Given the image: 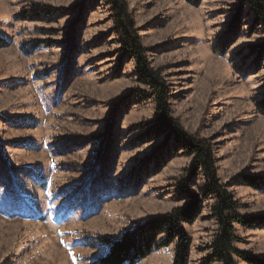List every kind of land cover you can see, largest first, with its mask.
Segmentation results:
<instances>
[{
  "label": "rangeland",
  "instance_id": "obj_1",
  "mask_svg": "<svg viewBox=\"0 0 264 264\" xmlns=\"http://www.w3.org/2000/svg\"><path fill=\"white\" fill-rule=\"evenodd\" d=\"M124 1L172 116L213 145L237 213L264 219V186L240 178L264 179V26L242 0ZM155 123L105 0H0V264H97L113 241L184 206L192 158L151 134ZM206 184L199 172L189 186L201 205L182 225L187 264H222L210 260L219 224ZM234 235L264 259V221ZM177 244L138 264H174Z\"/></svg>",
  "mask_w": 264,
  "mask_h": 264
},
{
  "label": "trees",
  "instance_id": "obj_2",
  "mask_svg": "<svg viewBox=\"0 0 264 264\" xmlns=\"http://www.w3.org/2000/svg\"><path fill=\"white\" fill-rule=\"evenodd\" d=\"M105 1L111 6L114 27L120 42L125 51L135 60L141 78L150 87L154 96L156 123L150 129V133L156 137L164 136L169 146L183 150L192 158V165L189 171L190 179L180 186V192L187 200L184 206L152 219L133 232L127 233L121 240L113 241L108 254L97 264H138L155 248L169 246L174 241L178 242L174 264H187L189 239L182 225L183 223L193 224L200 214L201 197L189 187L191 179L199 172H202L207 179L206 196H214L216 199L212 216L218 221L219 226L210 246L212 249L210 260H216L222 264H236V259H241L249 264H264V259L234 246L235 225H259L264 219L237 213V204L231 192L227 190V185L219 181L213 145L207 139H199L188 134L181 123L172 116L168 84L161 71L151 66L147 49L142 45L135 20L126 2L124 0ZM242 3L250 7L256 22L264 26V0H242ZM260 50L264 51V44ZM262 104L264 109V102ZM240 178L256 189L264 186V179L260 177L242 175ZM162 234H166L164 240L156 245L158 237Z\"/></svg>",
  "mask_w": 264,
  "mask_h": 264
}]
</instances>
